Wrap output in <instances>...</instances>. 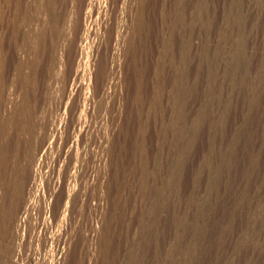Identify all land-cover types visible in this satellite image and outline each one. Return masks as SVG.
Returning <instances> with one entry per match:
<instances>
[{
    "label": "rangeland",
    "instance_id": "rangeland-1",
    "mask_svg": "<svg viewBox=\"0 0 264 264\" xmlns=\"http://www.w3.org/2000/svg\"><path fill=\"white\" fill-rule=\"evenodd\" d=\"M0 264H264V0H0Z\"/></svg>",
    "mask_w": 264,
    "mask_h": 264
},
{
    "label": "bare ground",
    "instance_id": "bare-ground-1",
    "mask_svg": "<svg viewBox=\"0 0 264 264\" xmlns=\"http://www.w3.org/2000/svg\"><path fill=\"white\" fill-rule=\"evenodd\" d=\"M49 136V135H48ZM47 138V137H46ZM49 140V139H48ZM51 142V141H50ZM47 146V145H46ZM51 146V145H50ZM43 149H44V147H43ZM51 150V149H50ZM45 151V150H44ZM41 158V157H40Z\"/></svg>",
    "mask_w": 264,
    "mask_h": 264
}]
</instances>
